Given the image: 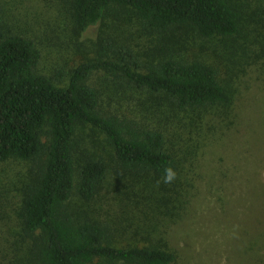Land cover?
Instances as JSON below:
<instances>
[{
  "label": "trees",
  "instance_id": "obj_1",
  "mask_svg": "<svg viewBox=\"0 0 264 264\" xmlns=\"http://www.w3.org/2000/svg\"><path fill=\"white\" fill-rule=\"evenodd\" d=\"M60 1L76 34L132 15L143 31L156 36L158 52L142 59L115 37L99 35L93 57L62 79L61 70H41L36 42L5 30L0 15V161L13 158L28 165L19 240L3 239V258H12L8 264H176L177 254L165 238L118 245L115 228L87 209L111 175L135 177L149 186L151 176L164 179L171 167L176 172L173 185L186 181L179 168L182 160L165 146L164 133L104 105L108 95L94 77L167 99L178 111L228 107L232 90L219 70L175 52L169 41L188 29L204 38L232 36L243 23L254 21L253 30L262 36L257 42L264 64V0ZM86 129L102 135L105 154L82 147ZM159 188H145L154 193L150 201H157L158 211L169 202L161 194L167 187Z\"/></svg>",
  "mask_w": 264,
  "mask_h": 264
},
{
  "label": "rangeland",
  "instance_id": "obj_2",
  "mask_svg": "<svg viewBox=\"0 0 264 264\" xmlns=\"http://www.w3.org/2000/svg\"><path fill=\"white\" fill-rule=\"evenodd\" d=\"M0 15L5 30L36 42L41 70H61L62 79L93 57L99 35L115 37L142 59L158 52L156 36L143 31L132 15L99 22L77 34L60 0H0ZM256 26L245 22L238 34L213 38L188 29L169 41L175 52L219 70L232 90L228 107L178 111L167 99L94 77L108 95L104 105L164 133L165 146L182 160L179 168L186 177L184 185H173L151 176L149 186H144L135 177L111 175L87 209L115 228L118 245L165 238L177 254L176 264H264V64L259 60L257 40L262 36L253 30ZM82 135L83 148L105 154L102 135L90 129ZM27 171L26 161H0V264L12 260L9 255L3 258V239H18L21 232ZM161 185L167 187L161 194L169 202L158 211L157 201H150L154 193L145 188Z\"/></svg>",
  "mask_w": 264,
  "mask_h": 264
},
{
  "label": "clouds",
  "instance_id": "obj_3",
  "mask_svg": "<svg viewBox=\"0 0 264 264\" xmlns=\"http://www.w3.org/2000/svg\"><path fill=\"white\" fill-rule=\"evenodd\" d=\"M176 178V172L171 168L165 169V176H164V183L168 184L175 180Z\"/></svg>",
  "mask_w": 264,
  "mask_h": 264
}]
</instances>
